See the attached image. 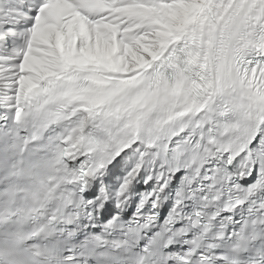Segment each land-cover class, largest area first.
I'll return each mask as SVG.
<instances>
[{"label":"snow or ice","instance_id":"6c2138e0","mask_svg":"<svg viewBox=\"0 0 264 264\" xmlns=\"http://www.w3.org/2000/svg\"><path fill=\"white\" fill-rule=\"evenodd\" d=\"M0 264H264V0H0Z\"/></svg>","mask_w":264,"mask_h":264}]
</instances>
